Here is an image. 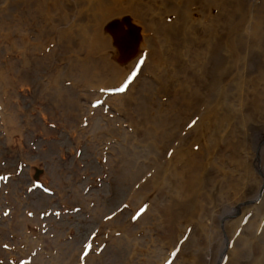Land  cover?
Returning a JSON list of instances; mask_svg holds the SVG:
<instances>
[{"label":"bare ground","instance_id":"6f19581e","mask_svg":"<svg viewBox=\"0 0 264 264\" xmlns=\"http://www.w3.org/2000/svg\"><path fill=\"white\" fill-rule=\"evenodd\" d=\"M38 16H43V27L57 33L56 40L52 36L51 41H56L66 51L65 60L60 64L64 68L58 67L55 81L48 82L45 92L53 87L65 93L60 85L66 69L78 80V84L71 82V88L79 86L82 92L81 87L97 83V93L112 90L126 81L134 63L131 62L143 50H149V54L156 51V62L150 64L151 58L147 57L143 66L150 64L157 71L160 78L155 80V85L176 93L178 98L173 100L172 106L193 108L190 105L202 100L205 109L192 130L188 133L185 130V135L194 138V144L199 138L203 140L208 152L204 166L210 174L198 167L202 149L194 153L178 137L175 140L181 143L172 151L171 159L166 160L164 156L165 160L146 170L133 184L132 188L135 185L138 188L131 191L128 200L142 204L152 198L148 195L153 191L150 206L139 222L156 206L153 213L154 218H158L159 225H156L160 229L166 227V233L172 237L183 221L186 226L182 235L188 223L200 229V237L194 239L192 251L187 255V264H222L223 260L224 264H264V227L256 237L264 220V0H2L0 45L10 43L11 49L25 56L26 66L30 55L34 54H30L29 49L35 46L39 51L37 45L25 38L26 32L32 29L29 21ZM167 18L172 21L165 22ZM33 28V33L39 34L37 28ZM62 36H68L67 40L63 41ZM14 38L18 41L14 42ZM108 73L117 83L103 86L108 82ZM4 76L0 71L1 93L6 85ZM151 84L149 88L153 89L155 86ZM148 85L138 92L135 104L136 112L146 121V128L139 130L132 125L131 129L134 133L141 132V137H131L124 132L122 138L125 141L128 137V144L132 145L129 147L140 149L138 152L131 158L125 155L124 143L113 141L116 140L115 129L110 128L107 118L104 127L107 133L98 126L91 135L95 142L110 141L111 156L118 152L114 161L118 171L130 167L137 176L143 169L138 164L141 159L153 155V149L155 154L151 159L161 154L157 144L161 142L162 128L167 126L170 116L167 111H158L152 119L147 115L148 109H157L151 102L159 94L158 90H150L148 95ZM130 86L127 92L133 88ZM102 95L98 93L94 100ZM123 97H107V102L118 103L123 117L132 119L133 115H127ZM91 111L88 107L87 113ZM7 118V111L2 109L0 130L5 131L11 142L14 132L9 134L7 129L15 120ZM81 119L80 116L79 123ZM209 127L213 131L205 137L202 132H207ZM181 158L186 159L176 169L174 164ZM144 178L146 182L140 184ZM145 190L150 191L145 194ZM248 213L251 216H247L248 221L241 228L244 215ZM26 224L24 220L20 225L15 221L9 223L22 228ZM239 228L241 232L234 238ZM161 245L157 240L154 246L136 244L133 250L152 264L159 259ZM57 249L62 254L60 251L65 247L57 246ZM37 262L45 261L36 258L34 263ZM124 262V251H119L110 263L127 264Z\"/></svg>","mask_w":264,"mask_h":264},{"label":"rangeland","instance_id":"374dc122","mask_svg":"<svg viewBox=\"0 0 264 264\" xmlns=\"http://www.w3.org/2000/svg\"><path fill=\"white\" fill-rule=\"evenodd\" d=\"M1 3L2 0L0 5ZM33 20L29 21L32 29L26 32L25 38L37 45L39 51L35 46L29 49L30 54H34L29 57L28 66L23 60L25 56L14 48L11 49L10 43L0 45V71L6 77V85L2 93L0 91V102L3 103V107L0 105V113L5 109L7 119L15 120V124L7 129L9 134L14 132L11 142H8L5 131L0 130V264H39L34 263L36 258L43 259V264H111L119 251H124V263L148 264L133 249L136 244L140 247L154 246L157 240L162 242L158 247L160 255L152 264H159L165 256L167 258L161 264H187V255L192 251L194 239L200 237V229L194 223H188L182 235L186 226L183 221L178 224L172 237L166 233V227L160 229L157 226L158 218H154L153 214L156 206L139 222L150 206L153 191L145 190V194L150 191L148 197L152 198L142 204L130 203L128 197L132 190H137L138 185L132 186L146 170L157 162L171 159L172 151L181 143L177 142L178 137L184 140L183 144L192 152L198 153L199 148L202 149L197 161L198 167L200 170L206 169L205 174L209 173L208 167L204 166L208 152L203 140L199 138L198 143L194 144V138L185 135V130L190 132L199 121L205 104L199 100L194 106L190 105L193 108L172 106L171 103L178 96L169 88L155 85V80L160 76L150 64L156 62V51H150L149 54V50H143L131 62L134 63L125 82L112 90H99L98 93L103 94L100 99L94 100L98 94L97 83H91V87H81L82 92L78 85V88H71V82L78 84V80L68 69L60 85L65 93L61 94L53 87L45 92L48 82L55 81L58 67L64 68L60 64L65 60L66 51L54 41L57 33L43 27V16ZM164 21L170 23L172 19ZM33 27L37 28L39 34L33 33ZM52 36L55 37L53 41ZM62 38L66 41L68 36ZM13 41L18 39L14 38ZM147 57L151 58L148 67L143 66ZM34 58L39 60L35 61ZM162 62L165 65L166 62ZM106 78L108 82H104L103 86L117 83L110 73ZM135 78L137 79L131 85ZM149 83L155 87L149 88ZM146 84L148 95L150 90H158L159 93L151 102L152 105H157V109H148L147 115H151L152 119L158 111H167L170 116L166 121L167 126L162 128L161 142L157 144L161 148V154L156 159H151L155 154L153 149V155L141 159L139 167L145 170L142 169L137 176L130 167L125 171H118L114 162L118 154L116 149L114 152L117 153L111 156L108 151L110 141L95 142L91 140V135L95 127H105L107 118L110 128L115 129L116 140L113 141L124 143L125 155L131 158L138 152L140 149L129 147L131 143L128 144V137L125 141L122 138L124 132L131 137H141V132L134 133L131 129L132 125L139 127V130L146 128V121L141 119L135 109L138 92ZM129 86L133 88L127 92ZM119 88H124V91H118ZM119 95L124 96L127 115H133L132 119L123 117L118 103L107 102V97ZM88 107L92 110L89 113ZM2 127L0 121V128ZM212 131V127H209L202 134L208 137ZM180 132L181 135L178 136ZM221 139H225L224 135ZM185 159L181 158L175 163V168L178 169ZM150 173L148 177H151ZM145 182L144 178L139 183ZM247 216L251 214L244 215L241 228L247 223ZM23 220L28 223L25 228L9 225L12 221L20 225ZM263 227L264 220L256 237L260 236ZM241 228L234 238L238 237ZM131 240H137L138 243ZM57 246L65 247L60 251L62 254L58 252ZM51 258L54 262H50Z\"/></svg>","mask_w":264,"mask_h":264},{"label":"snow or ice","instance_id":"6c2138e0","mask_svg":"<svg viewBox=\"0 0 264 264\" xmlns=\"http://www.w3.org/2000/svg\"><path fill=\"white\" fill-rule=\"evenodd\" d=\"M118 91H124V88H119Z\"/></svg>","mask_w":264,"mask_h":264}]
</instances>
